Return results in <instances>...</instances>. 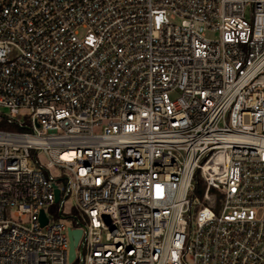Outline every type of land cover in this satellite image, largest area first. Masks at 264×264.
<instances>
[{"label":"built area","instance_id":"1","mask_svg":"<svg viewBox=\"0 0 264 264\" xmlns=\"http://www.w3.org/2000/svg\"><path fill=\"white\" fill-rule=\"evenodd\" d=\"M74 263L264 264V0H0V264Z\"/></svg>","mask_w":264,"mask_h":264},{"label":"water","instance_id":"2","mask_svg":"<svg viewBox=\"0 0 264 264\" xmlns=\"http://www.w3.org/2000/svg\"><path fill=\"white\" fill-rule=\"evenodd\" d=\"M59 189L56 188V200L59 199ZM47 222V217L45 216V213L41 211V223L45 224ZM82 231L80 229H70L69 230V262H73L76 256V246L79 242V239L81 237Z\"/></svg>","mask_w":264,"mask_h":264},{"label":"rangeland","instance_id":"3","mask_svg":"<svg viewBox=\"0 0 264 264\" xmlns=\"http://www.w3.org/2000/svg\"><path fill=\"white\" fill-rule=\"evenodd\" d=\"M71 202H72V200L69 199V200L67 201V206H69V205L71 204Z\"/></svg>","mask_w":264,"mask_h":264},{"label":"trees","instance_id":"4","mask_svg":"<svg viewBox=\"0 0 264 264\" xmlns=\"http://www.w3.org/2000/svg\"><path fill=\"white\" fill-rule=\"evenodd\" d=\"M75 264V263H74Z\"/></svg>","mask_w":264,"mask_h":264}]
</instances>
